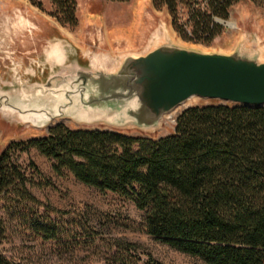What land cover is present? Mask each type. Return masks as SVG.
<instances>
[{"label":"trees","instance_id":"obj_1","mask_svg":"<svg viewBox=\"0 0 264 264\" xmlns=\"http://www.w3.org/2000/svg\"><path fill=\"white\" fill-rule=\"evenodd\" d=\"M41 8V0H28ZM49 15L75 26L77 0H48ZM122 2L125 0H109ZM239 0H151L165 6L183 40L208 44ZM187 11L178 23V8ZM41 137L10 142L0 152V264H20L2 252L11 236L8 223L43 240L61 228L47 205L30 192L29 169L12 156L36 150L78 182L130 200L144 211L145 233L205 264H264V107L217 101L189 107L175 119L173 132L157 140L117 130L48 127ZM39 183V184H38ZM41 184V185H42ZM47 185V184H45Z\"/></svg>","mask_w":264,"mask_h":264},{"label":"rangeland","instance_id":"obj_2","mask_svg":"<svg viewBox=\"0 0 264 264\" xmlns=\"http://www.w3.org/2000/svg\"><path fill=\"white\" fill-rule=\"evenodd\" d=\"M41 5L0 0V152L12 141L43 136L47 126L57 123L69 128L117 130L151 140L170 135L184 109L150 130L84 125L67 117L47 121L54 113V96L65 86H74L82 73H114L127 56L145 55L157 46L173 43L201 52L228 54L242 49L264 59V0L236 2L227 19H221L219 34L208 44L179 37L166 7L154 8L151 0H77L75 26L61 25L51 17L48 0H41ZM177 16L178 23L184 24L186 9L179 7ZM55 46L61 49V58L53 55ZM63 101L62 97L59 103ZM212 103L194 98L188 107ZM12 158L22 168L29 162L38 167L40 178L29 169L26 173L47 185H31L29 190L53 210L50 218L63 230L55 240H43L8 223L12 234L1 246L7 257L20 264H205L145 233L144 211L130 200L86 186L66 170L56 173L55 162L36 150Z\"/></svg>","mask_w":264,"mask_h":264},{"label":"water","instance_id":"obj_3","mask_svg":"<svg viewBox=\"0 0 264 264\" xmlns=\"http://www.w3.org/2000/svg\"><path fill=\"white\" fill-rule=\"evenodd\" d=\"M73 82L54 96V113L47 114V121L67 117L79 124L150 130L193 97L264 107V59L242 49L224 54L167 43L145 55L125 57L114 73H82ZM62 97L65 101L59 103ZM81 109L90 120L76 116Z\"/></svg>","mask_w":264,"mask_h":264},{"label":"bare ground","instance_id":"obj_4","mask_svg":"<svg viewBox=\"0 0 264 264\" xmlns=\"http://www.w3.org/2000/svg\"><path fill=\"white\" fill-rule=\"evenodd\" d=\"M10 18V17H9ZM14 19V18H13ZM9 20H12V18H10ZM9 20H8V22H9ZM27 28V27H26ZM28 29H29V27H28ZM26 31V30H25ZM21 33V32H20ZM21 35V34H20ZM162 35V34H161ZM164 35V34H163ZM179 41V40H178ZM48 43V42H47ZM49 44V43H48ZM52 45V44H51ZM48 46V45H47ZM44 49V48H43ZM53 50V55L54 56H56V57H59V58H61L62 56H61V49L59 50V48L57 47V46H55V47H53V48H51V51ZM51 51H47V55H49V53H51ZM67 51V50H66ZM68 53V52H67ZM44 54V53H43ZM93 57H95V56H93ZM90 58V57H89ZM93 62V61H92ZM96 63V62H95ZM96 68V67H95ZM193 99H194V97L193 98H191V99H189V100H187L185 103H183L182 105H180L179 107H177L175 110H173L171 113H169V114H167V115H165L163 118L164 119H171V117L173 116V114H175L177 111H179V110H182V109H184V108H186V107H188L191 103H192V101H193ZM198 99V98H197ZM194 104V103H193ZM88 111L87 110H84V109H81V110H79L77 113H76V116L79 118V119H87V120H90V118L88 117ZM88 122V121H87ZM85 125H91V124H101V123H99V122H93V123H85V122H83ZM93 126V125H92Z\"/></svg>","mask_w":264,"mask_h":264}]
</instances>
